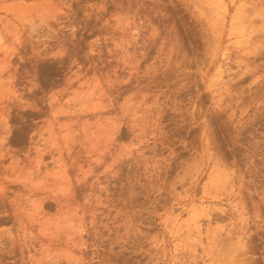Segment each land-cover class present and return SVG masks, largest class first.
Listing matches in <instances>:
<instances>
[{"label":"rangeland","instance_id":"obj_1","mask_svg":"<svg viewBox=\"0 0 264 264\" xmlns=\"http://www.w3.org/2000/svg\"><path fill=\"white\" fill-rule=\"evenodd\" d=\"M0 264H264V0H0Z\"/></svg>","mask_w":264,"mask_h":264}]
</instances>
